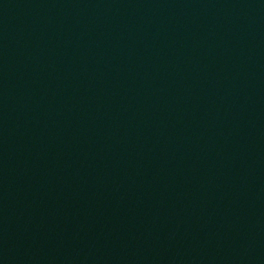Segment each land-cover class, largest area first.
I'll use <instances>...</instances> for the list:
<instances>
[{
  "label": "water",
  "instance_id": "95a60500",
  "mask_svg": "<svg viewBox=\"0 0 264 264\" xmlns=\"http://www.w3.org/2000/svg\"><path fill=\"white\" fill-rule=\"evenodd\" d=\"M0 264H264V0H0Z\"/></svg>",
  "mask_w": 264,
  "mask_h": 264
}]
</instances>
